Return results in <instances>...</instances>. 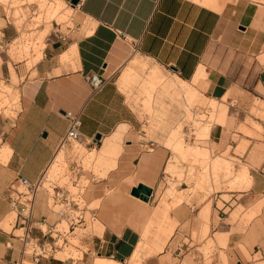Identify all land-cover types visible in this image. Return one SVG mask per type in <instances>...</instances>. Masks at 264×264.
<instances>
[{
	"label": "crops",
	"instance_id": "1",
	"mask_svg": "<svg viewBox=\"0 0 264 264\" xmlns=\"http://www.w3.org/2000/svg\"><path fill=\"white\" fill-rule=\"evenodd\" d=\"M37 2L40 11L46 10L44 18L49 21L62 20L58 8L61 4L70 5V0H50L57 2L55 5ZM73 8L88 21L87 32L80 34L79 27L65 38L50 37L45 44L42 33L36 56L31 52L32 46L28 51L24 49L30 64H35L19 87V110L0 126V264H15L21 258V234L15 233L22 229L20 219L17 216L11 225L12 217L7 221L5 218L11 209L18 207L13 206L9 188L19 177L31 183L40 178L68 130L67 115L78 118V131L83 139L98 144L96 156L106 157L119 150L115 157L107 156L109 159L102 163L109 166L86 174L81 193L86 204L103 198L127 178L135 181L127 186L129 190L137 183H147L152 187L150 199L153 196V186L144 179L155 181L163 151L167 153L169 147L160 146L155 140L136 138L142 128L141 108L135 109L128 102V91L123 90L135 75L131 63L138 60H133L134 57L148 61L158 68L156 74L168 75L173 83L200 86L199 93L208 100L227 105L243 99L252 103V98L264 102L250 93L252 90L264 95V0H78ZM14 35L13 28L0 25V43ZM13 45L12 51L19 48L17 42ZM9 71L14 80V68L9 66ZM89 74L105 79L99 91H91ZM167 87L174 90L172 82ZM165 105L171 107V101L165 100ZM221 110L224 113L226 105ZM256 123L264 129L262 122ZM204 130L207 132L201 138L217 139L213 143L219 152L228 153L223 161L233 160L235 179L246 181L224 193L228 199L219 194L209 204L210 218L205 227L214 244L208 252L212 260H203L204 253L197 250L201 244L192 238L193 228L199 226L190 216L194 201L180 202L169 210V221L175 226L168 244L173 240L174 251L197 254L194 264H264V140L239 133L238 140L227 141L221 125L201 131ZM57 158L52 163L56 170L62 166ZM42 200V194L36 193L31 201L32 225L46 215ZM216 201L230 209L217 221L213 219ZM207 210H203V216ZM136 220L138 229L132 225L121 228L105 225L100 234H94L93 248L106 257H97L92 264L96 260L131 264L139 245L144 247L143 253L153 254L142 258V253L141 261L135 264H167L162 260L165 251H153V246L145 241L146 236L140 233L141 218ZM35 232L39 233V227ZM23 260L30 264L84 263L55 255L37 260L26 256Z\"/></svg>",
	"mask_w": 264,
	"mask_h": 264
},
{
	"label": "rangeland",
	"instance_id": "2",
	"mask_svg": "<svg viewBox=\"0 0 264 264\" xmlns=\"http://www.w3.org/2000/svg\"><path fill=\"white\" fill-rule=\"evenodd\" d=\"M42 1L45 5L57 3H51L50 0ZM45 11H40L37 0H16V3L14 0H0V25L7 24L15 32L11 39H3L0 43V126L2 121L14 118L19 110V87L35 64H30V59L24 55L25 45L29 43L28 46L33 48L31 52L36 56L40 49L42 33L44 34L42 43L45 44L46 39L57 38V36L65 38L70 33L76 32L79 27L82 29L80 34L82 31L87 32L88 21L81 17L71 5L61 4L58 11L63 14V19L58 21L46 20ZM14 42L18 43L19 48L12 51ZM134 59L139 62L135 60L133 64L131 63L136 71L135 75L130 78L123 90L128 91V102L135 109L141 108L139 117L142 120V128L136 138L143 141L155 140L160 146L169 147L167 153L163 151L161 168L155 181L151 183L150 180L144 179L153 186V196L148 202L131 196L127 186L135 181L127 178L123 179L115 189L108 190L103 198L86 204L81 194L86 183V174L88 171L97 173L98 168L109 166L102 163L106 159L115 157L119 150L110 152L107 155L109 158L98 157L96 156L100 150L98 144L66 142L62 147L57 148L42 174L41 184L36 193H41L43 196L42 205L46 215L41 216L39 221L41 224L33 223L32 231L36 233L37 227L45 231L49 230L47 238L55 243L53 255L56 257L75 261L79 259L84 262L83 264H92L95 258L106 257L103 252H97L93 248L94 234H100L105 225L119 228L132 225L138 229L136 218H141L140 233L146 236L145 241L151 247L153 246V251L161 249L165 251L162 260L167 264H194L192 262L198 258L197 254L174 251L173 240L168 244L169 235L175 226L174 222L169 221V210L180 202L194 201L190 216L193 217L194 222H199V226L193 228L192 238L193 241L200 242L201 247L197 250L204 253L203 260L208 262L212 260L208 252L214 247L213 241L210 236L208 237V228L205 227V223L210 218L209 204L213 198L216 200L219 194H223L221 195L223 199H228V195L224 193L242 185L246 180L235 179L237 172L234 169L233 160L228 158V162H224L222 158H226L228 153L219 152L213 143L218 140L210 139V136L207 139L201 138L200 132L208 126L215 128L221 125L227 141L238 140L239 133L264 140V129L256 123L258 120L264 124V102L252 98V103H249L248 99H243L237 101L238 104L230 101V105H227L225 102L208 100L199 93L200 86L192 87L190 83L187 85L173 83L168 75L162 72L156 74L155 70L158 68L148 61L137 57ZM9 66L14 68L16 75L14 80L11 78ZM32 76L29 75L30 78ZM150 79L152 81L149 83ZM168 82H172L173 91L167 87ZM186 89L190 92L185 93ZM250 93L264 100V95L252 90ZM167 99L171 101V107L165 105ZM223 105H226L224 113L221 110ZM241 121L244 123L241 124ZM224 137L220 142H223ZM121 141L122 139L118 142ZM1 145L0 128V147ZM146 149L150 150L148 147ZM57 156V160L60 159L59 162L62 163L58 170L52 164ZM168 161H171L170 166ZM12 187L21 193L26 191L17 183ZM58 189L64 192L67 199L75 200L79 209L84 206L88 208L85 211L75 209L72 201L70 202L73 208L72 215L81 213L84 221L70 225L66 217L58 215V210L63 206L53 197V193ZM9 192L14 191L9 188ZM35 194L26 195L29 200L24 213L31 214V201ZM12 196L15 197V193H12ZM206 200V206H204ZM205 208L208 210L206 216H203ZM238 209L241 207L238 206ZM13 210L15 214L11 213ZM10 211L5 218L7 221L12 217L10 222L13 225L21 212L20 207ZM229 212L228 207L216 201L213 219L217 221ZM236 212L235 210L230 216L233 217ZM47 218L48 221L44 220ZM22 232L23 229L15 231L17 234ZM184 241L187 240L184 239ZM150 254L153 253L145 251L142 258ZM220 255L225 261L224 255L222 253ZM24 264L30 263L24 261Z\"/></svg>",
	"mask_w": 264,
	"mask_h": 264
},
{
	"label": "built area",
	"instance_id": "3",
	"mask_svg": "<svg viewBox=\"0 0 264 264\" xmlns=\"http://www.w3.org/2000/svg\"><path fill=\"white\" fill-rule=\"evenodd\" d=\"M87 81L92 92L99 91L105 83V79L101 78L97 74L87 75ZM67 116L70 121L69 127L63 138L60 140L58 147H62L66 142H80L85 145H95L96 142L94 140H85L80 135L78 131L80 126L78 118L76 116ZM41 179L42 175L36 182L31 183L26 178L19 177L16 183L26 189L24 193L16 191L12 186L10 187V189L14 192H9V197L11 198L14 207H20L21 212L19 213V221L21 225L20 227L23 229V232L20 235L22 241L21 258L18 261H15V264H24L23 259L26 256H31L34 260H37L40 257L53 256V248L55 243L50 242L47 238L49 230L45 231L39 227V233H34L32 231L33 225L30 212L24 213L26 203L29 200L26 195H34L37 192L41 184ZM12 193H15V197H12ZM53 194V197L58 200L61 205H63L61 209L58 210L59 216L66 217L70 225L79 223L82 220L84 221L83 215L81 213H77L76 215H72L71 213L73 210L70 204L71 201L73 206H75V209H79L78 203L75 200L67 199L61 189H58Z\"/></svg>",
	"mask_w": 264,
	"mask_h": 264
},
{
	"label": "water",
	"instance_id": "4",
	"mask_svg": "<svg viewBox=\"0 0 264 264\" xmlns=\"http://www.w3.org/2000/svg\"><path fill=\"white\" fill-rule=\"evenodd\" d=\"M77 1L78 0H70L69 3L72 7H75ZM96 139H99V136H96ZM129 193L130 195L137 197L144 202H148L152 194V188L149 185L140 182L137 183V185L132 186Z\"/></svg>",
	"mask_w": 264,
	"mask_h": 264
},
{
	"label": "bare ground",
	"instance_id": "5",
	"mask_svg": "<svg viewBox=\"0 0 264 264\" xmlns=\"http://www.w3.org/2000/svg\"><path fill=\"white\" fill-rule=\"evenodd\" d=\"M196 1V0H195ZM206 1V0H205ZM207 2H209V1H207ZM205 4V3H204ZM29 44H26V46L24 47V49H25V51H28V46ZM203 132H207V130H204V131H201L200 132V137L203 135ZM36 195V194H35ZM132 196V195H131ZM134 197V196H133ZM34 198V197H33ZM135 198H137V197H135ZM139 199V198H138ZM142 201V200H141ZM144 202V201H143ZM13 212H15L14 210H13ZM144 247L143 246H141V245H139L138 247H137V249H136V251L134 252V255L132 256V258H131V264H135L137 261H139L140 260V258H141V255H142V253L144 252ZM95 264H115V263H113V262H111V261H108V260H96V262H95Z\"/></svg>",
	"mask_w": 264,
	"mask_h": 264
}]
</instances>
